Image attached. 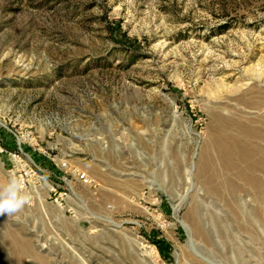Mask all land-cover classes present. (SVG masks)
Masks as SVG:
<instances>
[{"label":"rangeland","instance_id":"1","mask_svg":"<svg viewBox=\"0 0 264 264\" xmlns=\"http://www.w3.org/2000/svg\"><path fill=\"white\" fill-rule=\"evenodd\" d=\"M10 175L0 264H264V0H0Z\"/></svg>","mask_w":264,"mask_h":264},{"label":"clouds","instance_id":"2","mask_svg":"<svg viewBox=\"0 0 264 264\" xmlns=\"http://www.w3.org/2000/svg\"><path fill=\"white\" fill-rule=\"evenodd\" d=\"M31 200L32 195L25 191L23 179L10 175L8 182L0 186V217H11L22 212Z\"/></svg>","mask_w":264,"mask_h":264},{"label":"bare ground","instance_id":"3","mask_svg":"<svg viewBox=\"0 0 264 264\" xmlns=\"http://www.w3.org/2000/svg\"><path fill=\"white\" fill-rule=\"evenodd\" d=\"M221 133H223V131H222ZM229 133H230V132H229ZM224 134H226V132H225ZM229 136H230V135H229ZM221 139H223L222 136H221ZM228 139H229V138H228ZM228 139H227V140H228ZM223 141H224V140H223ZM229 141H230V140H229ZM219 142H220V141H219ZM224 142H225V141H224ZM227 143H229V142H227ZM228 145H229V146H226V145H225L226 148L228 149V151H232V152H234V151H235L234 148H235V146H236V143L233 142L232 145H231L230 143H229ZM228 147L231 148V150H230Z\"/></svg>","mask_w":264,"mask_h":264}]
</instances>
